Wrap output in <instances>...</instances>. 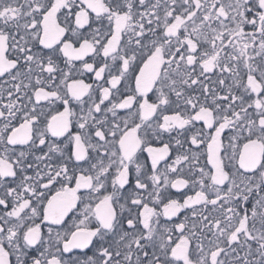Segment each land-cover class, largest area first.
Wrapping results in <instances>:
<instances>
[{"label":"snow or ice","instance_id":"1","mask_svg":"<svg viewBox=\"0 0 264 264\" xmlns=\"http://www.w3.org/2000/svg\"><path fill=\"white\" fill-rule=\"evenodd\" d=\"M5 77L0 264H264V0H0Z\"/></svg>","mask_w":264,"mask_h":264},{"label":"flooded vegetation","instance_id":"2","mask_svg":"<svg viewBox=\"0 0 264 264\" xmlns=\"http://www.w3.org/2000/svg\"><path fill=\"white\" fill-rule=\"evenodd\" d=\"M3 79H6V77H5V78H0V83H2ZM86 79H87L88 81H90V80H91V77H90V76H89V77H86ZM213 79H214V77H213ZM149 96L152 97L153 94L150 93ZM5 102H6V101H5ZM60 110H62V108H61ZM123 114H124V113L121 112V115H123ZM173 135H175V134H173ZM63 139H64V138H60V142H63ZM165 139H167V136H165ZM45 150H46V149H45ZM144 155L146 156L147 153H145ZM142 159H143V157H142ZM69 218H70V217H69ZM45 231H46V229H45ZM83 251H84V252H87L89 255H91V251H90V250H83ZM30 252H31V254H33V255L36 254L34 251H31V250H30ZM77 257H78L79 259H84V258H85V256L82 255L81 250H74L71 254H66V258L76 259ZM12 260H13V264H14V260H15V258L12 257Z\"/></svg>","mask_w":264,"mask_h":264}]
</instances>
